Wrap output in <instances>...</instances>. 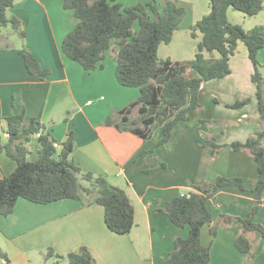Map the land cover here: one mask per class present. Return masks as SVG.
<instances>
[{
	"label": "crops",
	"instance_id": "1",
	"mask_svg": "<svg viewBox=\"0 0 264 264\" xmlns=\"http://www.w3.org/2000/svg\"><path fill=\"white\" fill-rule=\"evenodd\" d=\"M63 3L14 0L8 9L10 16L21 19L27 39L12 44L3 42L6 37L0 34V145L9 141L6 118L23 109L26 120L35 117L42 130L59 141L74 131L72 159L84 172L103 175L127 192L134 205L135 224L129 233L118 234L107 226L104 207L98 203L84 206L78 199L64 198L42 204L19 198L12 213L0 214V264H54V258H46L48 249L65 255L82 247L90 250L96 264H170L175 238L187 237L189 226L175 225L167 215L157 213V207H165L179 194L200 191L199 185L215 181L218 176L242 177L249 189L258 181L253 156L230 146L213 155L212 147L205 144L208 136L221 132L224 135L220 142L230 143L245 141L254 131L264 129L252 80V61L249 58L244 68L236 70L235 56L231 57L230 74L203 84L202 108L192 110L189 121L178 122L171 139L149 155L163 135L161 127L144 140L106 122L109 115L140 95L138 87L123 86L117 80V46L113 43L103 67L94 71L84 70L68 58L62 43L77 18ZM24 46L43 68L51 70L49 76L41 79L29 72ZM263 49L259 60L264 58ZM195 74L192 71L189 76ZM248 80L249 86L244 84ZM246 96L251 97L249 104L237 109L226 106ZM208 120L218 122H205ZM39 148V134L33 135L28 143L31 159L38 157ZM16 166V161L0 150V178ZM253 204L252 192L235 185L220 188L209 199L212 222L203 227L201 234L202 242L211 246L209 264H264L260 232L251 235L254 258L235 246L243 232L238 217H246ZM255 220L264 224V198ZM211 225L218 226L215 237L210 234Z\"/></svg>",
	"mask_w": 264,
	"mask_h": 264
},
{
	"label": "trees",
	"instance_id": "2",
	"mask_svg": "<svg viewBox=\"0 0 264 264\" xmlns=\"http://www.w3.org/2000/svg\"><path fill=\"white\" fill-rule=\"evenodd\" d=\"M14 0H0V31L11 25L23 38L27 33L17 16H9L8 9ZM64 8L74 11L77 18L75 27L65 36L63 53L78 62L84 70L94 71L103 67L106 52L117 46L116 77L119 84L138 87V98L109 115L106 122L119 130L130 131L147 140L161 127L162 137L148 152L167 143L172 131L180 121H189L190 112L202 108L200 91L203 84L231 73L230 59L243 41L252 61V80L256 85L259 112L264 119V76L258 54L264 48V24L245 30L241 25L228 19V9L233 7L248 15L258 14L264 7V0H210L211 10L191 28L202 33L194 58L174 61L161 60L159 48L170 43L186 14V9L177 0H144L124 6L116 0H64ZM138 22L137 31L133 30ZM204 51L211 52L208 57ZM213 51H217L216 57ZM24 59L29 72L41 79L50 75L49 68H43L37 57L24 46ZM194 71L196 74L189 76ZM216 101H218L216 99ZM251 102V97L236 99L227 103L229 108H241ZM9 141L0 145V150L13 158L15 170L0 178V214L9 215L14 211L19 198L35 203H50L64 198H74L84 206L98 203L104 207L107 226L118 234H126L135 224V210L127 192L114 185L103 175L84 172L71 155L75 148V132L70 131L63 141L50 132H44L42 125L26 112L6 118ZM203 122V121H202ZM205 122H218L208 120ZM39 134L38 157L30 159L28 143L33 135ZM224 132L208 136L206 145L216 155L225 146L244 151L256 160L258 181L247 188L242 177L218 176L215 181L199 185L200 191H189L172 198L165 207L156 208L159 214L167 215L177 226H189L187 237H176L174 248L169 253L170 264H209L211 246L202 242L201 234L205 225L211 224L212 213L208 201L225 186L235 185L240 190L251 191L254 204L246 217H238L243 232L236 238L235 246L250 258L255 257L251 248V235L258 231L264 239V224L255 220L264 198V129L256 130L245 141L235 140L221 143ZM55 142L60 146L56 147ZM215 237L217 225L210 226ZM46 258H54V264H96L87 247L79 251L59 254L48 249ZM8 264V263H6Z\"/></svg>",
	"mask_w": 264,
	"mask_h": 264
},
{
	"label": "rangeland",
	"instance_id": "3",
	"mask_svg": "<svg viewBox=\"0 0 264 264\" xmlns=\"http://www.w3.org/2000/svg\"><path fill=\"white\" fill-rule=\"evenodd\" d=\"M134 0H116V2H124V6H129L133 3ZM144 1V0H142ZM162 1V0H161ZM181 6H184L186 9V14L180 24V28L175 32L173 39L170 43H162L159 48V58L164 60L166 58H171L174 61H185L194 58L195 53L197 52V46L199 41L202 38V33L197 32V36H192V26L205 14L209 13L211 10L210 0H178ZM10 16V14H8ZM228 19L230 22L241 25L245 30H250L257 25L264 24V7L256 15H248L242 11L236 10L233 7L228 9ZM139 27L138 22L134 24L133 30L137 31ZM4 37L3 42H12V44L20 43L23 38L18 34L16 30L12 28L11 25H7L1 28L0 31ZM1 37V36H0ZM0 41V42H2ZM115 44V42H113ZM113 45V44H112ZM111 49L107 53H111ZM264 51V49H263ZM206 56H210L211 52L204 51ZM214 56L218 57L219 54L217 51H213ZM233 68L236 70L242 69L245 67L246 60L248 62V50L243 41H240L238 44V49L234 55ZM232 56V57H234ZM260 58L261 53H260ZM262 65L264 64V58L261 60ZM249 63V62H248ZM262 71V70H261ZM264 73V67L263 71ZM224 81V80H216ZM215 83V82H214ZM250 80L244 84L249 86ZM243 84V85H244ZM248 97V96H246ZM30 159L31 157L28 156Z\"/></svg>",
	"mask_w": 264,
	"mask_h": 264
},
{
	"label": "built area",
	"instance_id": "4",
	"mask_svg": "<svg viewBox=\"0 0 264 264\" xmlns=\"http://www.w3.org/2000/svg\"><path fill=\"white\" fill-rule=\"evenodd\" d=\"M54 145H55L56 147H59V146H60V143H59V142H55Z\"/></svg>",
	"mask_w": 264,
	"mask_h": 264
}]
</instances>
